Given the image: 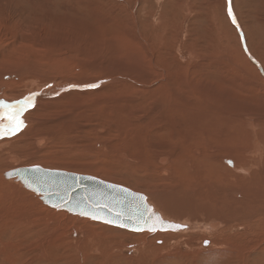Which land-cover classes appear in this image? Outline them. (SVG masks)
Returning a JSON list of instances; mask_svg holds the SVG:
<instances>
[{
  "label": "rangeland",
  "instance_id": "obj_1",
  "mask_svg": "<svg viewBox=\"0 0 264 264\" xmlns=\"http://www.w3.org/2000/svg\"><path fill=\"white\" fill-rule=\"evenodd\" d=\"M59 69L65 71L59 74ZM47 70H54L57 81L27 87L38 83L30 76ZM109 75L116 79L101 83L99 95L75 92L38 115L47 123L64 120L36 131L43 136L39 146L40 140L3 148L23 158L0 165V264H264V218L227 229V237L218 238L224 227L210 216L211 206L200 201L197 213L186 220L191 230L130 231L48 206L34 191L16 190L19 183L11 186L2 173L40 164L94 174L145 192L151 200V191L178 197L193 187L183 165L188 154H179L168 136L155 133L160 124L176 129L180 151L196 148L193 139L206 141L205 131H214L221 145L211 149L221 152L227 166L237 165L231 153L241 147L256 159L254 168H264V126L253 130L246 122L228 120L238 113L255 116L254 122L264 119V0H0V77L10 86L6 89L23 92L9 100L0 88L1 101L22 102L43 89L50 93L55 85L74 93L69 84L85 78L100 84ZM129 106L131 117L123 111ZM141 121L147 130L138 128ZM24 124L0 142L19 138ZM137 141L154 144L151 155L138 152ZM164 153L172 154L162 164ZM253 167L246 170L250 176ZM216 222V229L207 227Z\"/></svg>",
  "mask_w": 264,
  "mask_h": 264
},
{
  "label": "bare ground",
  "instance_id": "obj_2",
  "mask_svg": "<svg viewBox=\"0 0 264 264\" xmlns=\"http://www.w3.org/2000/svg\"><path fill=\"white\" fill-rule=\"evenodd\" d=\"M244 59H246V61H248L247 57L245 56ZM245 61V62H246ZM255 70V66H252ZM251 69V68H250ZM59 74L62 73V71H65V70H61L59 69ZM98 68L95 67L94 71H97V72H100L102 70H100ZM96 72V73H97ZM58 73V72H57ZM36 74V73H35ZM54 70L51 71V70H47L45 72H40V74H37V75H33V76H30L29 78L31 80H37L38 83H34V84H30L29 86L27 85V87L29 88H36L38 87L39 85H42L44 83H47L49 81H57V79H55L56 77H54ZM86 74V73H85ZM114 75V74H113ZM113 75H109L106 79H104L102 82L100 81V84H99V81L97 82V84L99 85L98 87H96L95 90H86V87H84V85H88L89 82L87 81L88 78H85V79H82L81 81H77V82H74L72 84H69L70 87L73 86V88H76V89H71L74 93H65L64 90H62L63 88L60 87V86H54L52 91L50 93H48L49 90L47 89H43L37 93H32L30 95H28L27 97H31L32 98V101H31V104L32 106H26L27 107V112L25 115H23V121L24 123L27 122V126L24 128V130H22L21 134H20V137L19 138H14L12 140H3L0 142V160H1V163H7L5 164L3 167H5L6 165H8V162H10L11 164H17L19 163V161L21 160V158H23L22 155H20L19 153H16V152H11L8 154H6L3 150L4 147H9L12 148L16 145H23L24 144H31V143H34V144H37L38 141L40 139H43V136H39L36 131L40 130V129H50L51 127L53 128L55 125H57V123H62L64 120L60 121L59 122V118H57L58 121H55V122H49L47 123L48 121H44L43 118H41V116H38L40 115L41 113H43L44 111L46 112V107L50 108L49 106L53 107V105H55L54 103H57L58 101H60V99H64L66 97H68L69 95H73L75 94V92H77L78 94H81V95H91V94H95L96 96L99 95V93H101V89L103 90L104 87L101 83H104V82H107L111 83V81L115 80L116 77H114ZM93 78V77H91ZM102 78H104L102 76ZM0 88L1 89H5L6 91V98H8L9 100H12V99H15V97H17L18 95H21V91L22 89H16V88H13L11 86L10 89H6L5 87H8L9 85L7 84L6 81H4L5 79H3L2 77H0ZM59 79V78H58ZM69 80V79H68ZM67 80V81H68ZM90 80V79H89ZM70 81V80H69ZM73 81V79H72ZM93 82V81H91ZM67 84V83H65ZM93 84V83H92ZM115 84V83H113ZM61 85V84H60ZM68 85V86H69ZM102 85V86H101ZM108 85V84H107ZM26 86V85H25ZM67 86V87H68ZM10 87V86H9ZM66 87V88H67ZM107 87V86H106ZM20 88V87H18ZM64 88V89H66ZM27 89V88H26ZM67 89H70V88H67ZM64 91V92H63ZM63 92V94H61ZM31 93V92H30ZM61 94V95H60ZM43 96L46 100L43 101V104H41V101H38L37 98ZM79 96V95H78ZM92 96V95H91ZM26 97V98H27ZM94 99V98H93ZM25 100V99H24ZM23 100V101H24ZM71 100V99H70ZM114 100V99H112ZM0 102H2L4 105H11L12 108L9 109V108H3L2 110L0 111H3V112H9V111H12V112H15L16 109L19 107V105L17 104V102L19 101H9V103H7L6 101H1L0 99ZM21 102V101H20ZM207 102V101H206ZM146 103V102H145ZM184 103V102H183ZM193 103V102H192ZM208 103V102H207ZM58 104V103H57ZM82 104V103H81ZM210 104V103H209ZM181 105V104H180ZM186 105V104H185ZM200 105V104H199ZM117 107V105H116ZM154 107V106H153ZM214 107V105H213ZM119 108V107H117ZM186 109V107H184ZM109 109H112V108H109ZM121 109V108H120ZM183 109V108H182ZM188 109V108H187ZM208 109V108H207ZM212 109V108H211ZM216 109V107H215ZM130 110V106L129 107H126L123 111H127V114L128 116H132L133 114L131 113V111L129 112ZM189 110V109H188ZM218 110V109H217ZM107 111V109H106ZM113 111V110H112ZM206 111V110H205ZM222 111V110H221ZM84 112V111H83ZM110 112V111H109ZM106 115H110L112 113H109ZM114 112V111H113ZM76 113V112H75ZM203 113V112H202ZM208 113V112H207ZM222 113V112H221ZM206 115V113H205ZM220 115V114H219ZM64 116V114H63ZM84 116V115H83ZM120 116V115H119ZM187 116V115H185ZM184 116V117H185ZM213 116V114H212ZM222 116V115H221ZM60 117H62V115H60ZM118 117V116H117ZM188 117V116H187ZM229 121L232 123H235L236 121L238 122V124H242L244 122L246 127H252V129H256V127H259L260 125L261 126H264V119L261 117L259 118V122H254L252 119L255 117H252V116H246L245 114H229ZM46 118V117H45ZM77 118V117H76ZM172 118V117H171ZM179 118V117H178ZM6 119V118H5ZM143 119V118H141ZM226 119V118H225ZM144 120V119H143ZM169 120V119H168ZM218 120V119H217ZM255 120V119H254ZM54 121V120H53ZM162 121V120H161ZM200 121V120H199ZM130 122V121H129ZM164 122V120H163ZM167 122V120H166ZM198 122V121H197ZM5 124L7 123V121L4 122ZM148 123V121H147ZM159 123V122H157ZM169 123V122H168ZM196 123V121H195ZM216 123V122H215ZM218 123V122H217ZM224 123V122H223ZM228 123V122H227ZM154 124V123H152ZM160 124V123H159ZM230 124V123H229ZM137 125H138V128H147L145 127V121H141V122H137ZM144 125V127H143ZM147 125V124H146ZM181 125L183 126V123H181ZM185 125H188L187 123H185ZM191 125V123H190ZM219 125V124H218ZM239 125V126H240ZM87 126V125H86ZM161 127V124L159 125ZM159 126H157L158 129L155 130V133L158 135H162V137L166 138V140H168L169 142H171L169 145L170 147L173 146L175 148L173 149H177L176 151L180 154V153H183V154H188V157H187V160L184 162V166H188L187 169H186V178H188L187 182H190L191 184H193V187L190 188L191 191H187L185 189V191H183V194L178 196V197H174L172 195L168 196V195H162V193H160L159 191L158 192H154V191H151L149 192L153 198V200H151L149 194L145 193L144 194L147 196L148 198V201L152 203L153 207L155 208V210H158L161 212L162 216L164 218H167L169 220H173V221H176V222H181L183 224L186 225V229L184 230H177V231H187L188 229L191 230L193 228V224L191 225V223H189L188 220L189 217H193L194 214L197 213V204L198 202L202 201V202H205L206 203V206H211L210 208V211H209V214L210 216H214L212 218L218 220L220 222V224L223 225V229H221L218 233V238H220V234L224 237H227V229H231V230H234V229H237L239 227H244L245 225H249V224H252L256 221H258L256 218H264V168L259 166L258 165L257 167L258 168H254L252 166L253 164V160L256 161V159L254 158L253 160L246 156V154H248V149L244 152H242L243 150L240 148H237L235 147V151L231 154H233L234 156H236V161H237V165L235 167H230V166H227L224 161H227L225 160L222 156H220L221 152H218V151H215L216 149H211V145H218L220 146L221 143H219L218 141L220 139H217L215 137V134L213 135L212 132H209L207 133L205 131V140L204 141V138L202 137L200 142L197 143L195 142V139L192 140V143L195 145L196 148L190 146V148L187 146V148L185 149L186 152L182 149V151L179 150V148L177 147L178 145H180L181 143H178L177 146L175 145L174 143V139L177 141L176 139V134L178 132H175L176 129H173L174 132H171L170 128H159ZM169 126V125H168ZM194 126V125H193ZM207 126V124H206ZM204 126V129L205 127ZM242 126V125H241ZM244 126V124H243ZM151 127V126H149ZM154 127V126H153ZM181 127V126H180ZM179 127V128H180ZM185 127V126H184ZM132 128V127H131ZM172 128V127H171ZM186 128V127H185ZM194 128V127H193ZM197 128V127H195ZM145 129H144V132H145ZM153 129V128H152ZM201 129V128H200ZM225 129V128H224ZM236 129V128H235ZM249 128L248 130V133L250 135V141H252L254 139L253 136H255L253 134V130ZM258 129V128H257ZM260 129V128H259ZM47 130V131H48ZM147 130V129H146ZM222 130V129H221ZM239 130V128H238ZM223 131V130H222ZM235 131V130H234ZM137 132L138 134V137H140L139 135V132L138 130L135 131ZM243 132H245L243 130ZM141 133V132H140ZM200 133V132H199ZM220 133V131H219ZM42 134V133H41ZM143 134V133H142ZM180 136H181V133H179ZM233 134V133H232ZM259 134V133H258ZM262 134V133H261ZM260 134V135H261ZM46 135V133H45ZM48 135V134H47ZM133 135V134H132ZM152 135V134H151ZM201 135V134H200ZM221 135V134H220ZM219 135V136H220ZM19 136V135H18ZM154 136V135H153ZM152 136V137H153ZM223 136V135H221ZM263 136V135H262ZM15 137V136H13ZM148 137V136H147ZM247 137V135H246ZM5 138V137H4ZM47 138V137H45ZM150 138V137H149ZM182 138V137H181ZM184 138V137H183ZM248 138V137H247ZM260 138V137H259ZM3 139V138H1ZM152 139V138H151ZM245 139V138H244ZM131 140V139H130ZM147 140V139H145ZM224 141L223 145L226 144V141L227 139H222ZM140 141V140H139ZM139 141H137V144L139 145ZM150 141V139H149ZM163 141V139H162ZM231 141V139H230ZM236 141V140H235ZM164 142V141H163ZM253 142V141H252ZM250 142V143H252ZM261 142V140H260ZM42 143V140H40L38 146ZM44 143V142H43ZM136 143V142H135ZM165 143V142H164ZM163 143V144H164ZM167 143V142H166ZM134 145L135 146H137ZM142 144V142H141ZM148 143H145L142 144L144 146H140L137 148V151L142 153V154H150L151 155V150L150 149H153V145H151V143L149 145H147ZM157 144V143H156ZM155 144V145H156ZM159 144V143H158ZM256 144V143H255ZM258 144V143H257ZM147 145V146H146ZM162 145V144H161ZM227 145V144H226ZM254 145V144H253ZM252 145V146H253ZM27 146V145H26ZM217 146V147H218ZM263 146V145H262ZM213 147V146H212ZM36 148V147H35ZM252 148V147H250ZM260 148V147H259ZM262 148V147H261ZM34 149V148H33ZM38 148H36L37 150ZM188 149V151H187ZM221 149V148H219ZM233 150V149H231ZM41 151V150H40ZM39 151V152H40ZM173 151V150H172ZM250 151V150H249ZM36 152V151H35ZM44 152V151H43ZM175 152V151H174ZM223 152V151H222ZM230 152V151H229ZM247 152V153H246ZM45 153V152H44ZM173 153V152H172ZM171 153V154H172ZM7 155V160L5 161H2V156L4 155ZM122 154V152H121ZM165 154V153H164ZM169 156L171 155L170 153H168ZM168 154H165L164 156H161L160 158V162L162 164H164V162L166 161V157H168L167 155ZM178 154V155H179ZM245 154V155H244ZM261 154V152H260ZM31 155V156H30ZM123 156H125L124 158H126L127 156L123 153L122 154ZM259 155V154H258ZM30 157L32 158H38L37 160H41L39 159L40 157H38L36 154H29ZM121 156V155H120ZM25 157V156H24ZM28 157V155H27ZM26 157V158H27ZM130 158V157H129ZM128 159V158H127ZM126 159V160H127ZM15 160V161H13ZM173 160V159H171ZM262 160V159H261ZM8 161V162H7ZM175 161V160H173ZM172 161V162H173ZM38 162V161H37ZM243 162H245V165L243 164ZM123 164L121 165H124V162H122ZM149 164V163H148ZM147 164V165H148ZM174 164V163H173ZM37 165H40V164H37ZM146 165V164H145ZM41 166V165H40ZM171 166V165H170ZM250 166V168L248 167ZM2 167V166H1ZM44 167V166H43ZM61 167V166H60ZM72 167V166H71ZM162 168L165 167V166H161ZM169 167V166H168ZM248 167V168H247ZM252 169V175L250 176L246 170H249V169ZM19 168H22V167H17V168H13L12 170H15V174L16 176L20 175L19 172H17L16 170H18ZM47 168V167H45ZM9 169V168H8ZM5 169H2V173L5 175L3 176V178H7L6 180H8V184H10L11 186H13V184H15L14 182H18L19 183V186H22V187H19L17 184H15V186H13L14 188H16V190H21L22 192L24 191V188L23 187H26L24 185V183L18 178V177H14V176H10L8 177L6 174L9 170H7L6 172H4ZM11 170V169H10ZM68 171V170H67ZM168 171V170H167ZM1 172V171H0ZM72 172V171H70ZM74 173H81V172H74ZM167 173V172H166ZM169 173V172H168ZM171 173V171H170ZM14 174V173H13ZM18 174V175H17ZM82 174V173H81ZM92 175V174H90ZM92 176H95V177H99L97 175H92ZM101 179H104L103 177H99ZM153 179V178H152ZM214 182V184H210L209 183V180ZM19 180V181H17ZM106 180V179H105ZM150 180V179H149ZM151 181V180H150ZM10 182V183H9ZM13 182V183H11ZM23 184V185H22ZM228 184V186H227ZM4 185V184H3ZM7 185V184H6ZM190 185V184H189ZM26 189H29L26 187ZM29 190H32V189H29ZM33 191V190H32ZM139 192V191H138ZM28 193V192H26ZM36 193V192H35ZM143 193V192H142ZM38 194V193H37ZM39 196L41 197L42 199V196L39 194ZM17 200V199H16ZM43 201V200H42ZM153 201V202H152ZM44 202V201H43ZM156 202V204L158 206H160L161 209H159L154 203ZM228 202V204H227ZM48 205V204H47ZM224 205V206H223ZM50 206V205H48ZM206 206H203L206 207ZM200 208V207H198ZM204 212V211H203ZM237 212V213H236ZM244 212V214H243ZM84 217V216H83ZM182 220H181V219ZM205 219V218H204ZM184 220V221H183ZM203 220V219H202ZM212 220V219H211ZM200 221V219H199ZM219 222H216L214 223V225H212L211 223L208 224L210 226H207L209 227L210 229L214 230L216 229L215 226L218 225ZM219 224V225H220ZM206 226V224H204ZM218 225V226H219ZM207 227L205 229H207ZM221 227V226H220ZM204 229V228H203ZM218 230V229H217ZM207 231L205 230V233ZM217 232V231H216ZM158 233V232H157ZM163 233V232H162ZM210 233H213V232H210ZM209 234V232H208ZM171 235V234H170ZM205 235V234H204ZM210 235V234H209ZM212 237V236H210ZM215 238V237H214ZM205 242H208V241H205ZM209 243V242H208ZM195 252V251H194ZM215 252V251H214ZM217 252V251H216ZM215 252V253H216ZM196 254V253H195ZM194 254V255H195ZM220 255V253H219ZM225 257L224 258H227V255H224ZM227 260V259H226Z\"/></svg>",
  "mask_w": 264,
  "mask_h": 264
},
{
  "label": "water",
  "instance_id": "obj_3",
  "mask_svg": "<svg viewBox=\"0 0 264 264\" xmlns=\"http://www.w3.org/2000/svg\"><path fill=\"white\" fill-rule=\"evenodd\" d=\"M16 171L20 173L17 177L24 185L40 194L45 204L51 207L57 205L53 208L77 215L88 212L90 215L80 216L92 219L91 215H95L98 219L93 220L130 231L186 229L185 224L164 218L144 193L122 184L40 165L22 167ZM6 175L16 176L15 170H9Z\"/></svg>",
  "mask_w": 264,
  "mask_h": 264
},
{
  "label": "snow or ice",
  "instance_id": "obj_4",
  "mask_svg": "<svg viewBox=\"0 0 264 264\" xmlns=\"http://www.w3.org/2000/svg\"><path fill=\"white\" fill-rule=\"evenodd\" d=\"M229 4H230V0H229ZM228 14L229 16H232V10L231 7H229L228 9ZM233 23H236L235 18L233 17ZM98 84H88V85H84V87L86 88H96L98 87ZM32 98L31 97H27L25 98L24 101L22 102H17V104L19 105V107L16 109L15 112L9 111V112H3L0 111V138L4 137L5 135H13L15 134L17 131L20 130V128L24 127V121L22 119H20V117L22 116L23 112L27 110L26 106H32L31 104ZM3 108H9L11 109L12 106L11 105H4L2 102H0V109ZM5 118H7V123H4ZM229 163H232L231 161H229ZM11 175V174H9ZM53 207H57V205H53ZM71 210V209H69ZM80 215H90V213L88 212H81ZM92 219H98L97 216L95 215H91ZM108 223H112V221H107ZM180 227V226H177Z\"/></svg>",
  "mask_w": 264,
  "mask_h": 264
}]
</instances>
